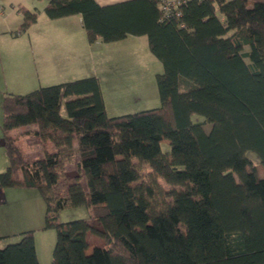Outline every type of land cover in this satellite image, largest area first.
Wrapping results in <instances>:
<instances>
[{"label": "trees", "instance_id": "trees-1", "mask_svg": "<svg viewBox=\"0 0 264 264\" xmlns=\"http://www.w3.org/2000/svg\"><path fill=\"white\" fill-rule=\"evenodd\" d=\"M160 1L44 6L49 18L79 14L90 43L146 35L163 67L158 106L110 116L95 75L3 96L0 188L39 191L43 228L56 232L51 264H264V178L246 154L264 167V0H185L169 15ZM19 10L25 32L38 12ZM31 124L42 155L28 160L12 130ZM76 206L88 215L58 221ZM89 233L103 242L92 252ZM0 264H40L33 229L0 247Z\"/></svg>", "mask_w": 264, "mask_h": 264}, {"label": "rangeland", "instance_id": "rangeland-1", "mask_svg": "<svg viewBox=\"0 0 264 264\" xmlns=\"http://www.w3.org/2000/svg\"><path fill=\"white\" fill-rule=\"evenodd\" d=\"M47 0H0V30L6 26L5 34L0 31V125L2 121V100L8 93H25L39 86L50 85L65 80L82 78L95 75L98 78L101 93L108 115H118L145 108L156 107L160 104L156 84V73L162 71L161 62L153 55L148 47L147 36L140 35L137 39L129 37L126 40L103 42L90 46L85 30L79 21L77 14L69 15L61 20L49 18L44 12L43 6ZM28 6L31 10L39 11L36 24L25 32H18L21 16L17 13L19 6ZM7 21L5 25L4 21ZM55 35V39L52 37ZM5 45H13L12 58L6 65L3 54ZM101 47V48H99ZM58 53V57L56 54ZM62 62L61 72H56L58 61ZM61 114L66 116L64 103L61 105ZM193 121H202L204 116L193 112ZM211 124L206 123L205 129L209 130ZM35 124L21 126L12 130L18 137L24 156L28 160L42 155L41 144L37 138L25 133L26 129L33 130ZM2 131L0 127V139ZM162 151H168L169 144L166 139L161 141ZM251 162L247 166L248 171L253 169L258 177L264 178V167L261 166L256 153L247 150ZM75 157L66 163L65 172L56 186V191L62 193L69 180L76 174ZM8 164V158L3 145L0 143V171ZM150 169L148 164L143 165V173ZM85 185V180L82 179ZM165 189L170 186L162 182ZM17 186L6 187L9 200H15L22 195ZM30 189L35 193L40 203V210L34 219L35 246L40 264H51L52 249L55 243L56 232L54 228H43V209L45 202L36 188ZM16 191H19L18 193ZM30 191L26 192L27 194ZM22 199L19 206H23ZM33 200L37 211L39 203ZM28 203V202H27ZM38 205V206H37ZM20 207H13L19 215ZM45 211V210H44ZM89 210L85 206L66 207L58 212V221H68L88 215ZM89 222L95 227H101L99 222L90 218ZM24 224L16 225L10 235L0 239V247L20 239L21 228ZM27 230L23 229L22 231ZM88 252L94 247H101L102 240L95 235L88 234Z\"/></svg>", "mask_w": 264, "mask_h": 264}, {"label": "crops", "instance_id": "crops-1", "mask_svg": "<svg viewBox=\"0 0 264 264\" xmlns=\"http://www.w3.org/2000/svg\"><path fill=\"white\" fill-rule=\"evenodd\" d=\"M97 1L100 4H108V3H113V2H117V1H121V0H97ZM45 4H44V6H45ZM19 6H20V4H19ZM19 6L17 8V13L19 16H21ZM44 6H43V9H44ZM26 8L31 9L28 6H26ZM37 12L40 16V12L39 11H37ZM77 15H78L80 23L82 24L81 16L79 14H77ZM39 16L37 15V18ZM62 18H66V17L65 16L58 17V19H55V21L61 20ZM21 19H22V17H21ZM37 20L33 24H31V26L36 24ZM4 23H5V25H7L6 20L4 21ZM31 26L28 29H30ZM0 31H2L3 34H5V32L7 31L6 26H3V28ZM139 36L128 35L126 38L121 39V40H126L129 37L137 39ZM52 39H55V35L52 37ZM88 43L92 47V46H95V44H101L103 42L100 40H97L95 42H92V43L88 42ZM99 48H101V47H99ZM3 54L5 55L6 65H8V63H7L8 59L12 58L13 45H10V46L5 45ZM56 56L58 57V53L56 54ZM56 66H57L56 72H61L62 62L60 60L58 61ZM103 99H104V97H103ZM104 102H105V100H104ZM110 116H113V115H110ZM36 140L38 141V139H36ZM0 143H1V139H0ZM17 188H20L18 190H21V192H22V195H20V200L22 199V201H24L23 206H21V207L19 206L20 200H18V197H16V199L14 201L11 199L9 200L8 191H4V189L0 188V236H2V237L10 235L11 231H13V228L16 225L24 224L23 227L21 228L22 230L23 229H33L34 231H35V229L41 227V226H35V225H39V224H33L34 219L37 220V222L35 221V223H38V218L36 217V215H38V213L36 214V212H39V210H40V203L38 202V199H36L35 193H32L30 191V189H27V188H31V187H17ZM28 191H30V193L27 194L26 192H28ZM16 192L18 193L19 191H16ZM33 200L37 201L39 203V206L37 205L38 206L37 211L34 208ZM13 207H16V208L20 207L21 214L19 215L17 210L10 213L13 210ZM44 210L45 209H43V212H42L43 219L45 217V211ZM34 240H35V238H34ZM87 251H88V248H87Z\"/></svg>", "mask_w": 264, "mask_h": 264}, {"label": "built area", "instance_id": "built-area-1", "mask_svg": "<svg viewBox=\"0 0 264 264\" xmlns=\"http://www.w3.org/2000/svg\"><path fill=\"white\" fill-rule=\"evenodd\" d=\"M185 0H161L160 7L163 9L164 13L169 15L173 8Z\"/></svg>", "mask_w": 264, "mask_h": 264}]
</instances>
